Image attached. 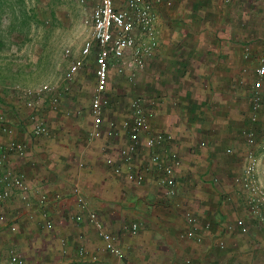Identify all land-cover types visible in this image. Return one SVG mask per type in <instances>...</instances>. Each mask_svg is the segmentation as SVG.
<instances>
[{"label":"crops","instance_id":"1","mask_svg":"<svg viewBox=\"0 0 264 264\" xmlns=\"http://www.w3.org/2000/svg\"><path fill=\"white\" fill-rule=\"evenodd\" d=\"M216 3L223 5V9L221 6L215 8ZM236 3V0H172L169 8L159 7L163 45L156 60L164 71L165 68L172 69L170 75L164 72L162 77L168 81L172 75L175 84L171 87H177V90L173 94L155 92V85L147 77L143 83L146 89L140 92L147 101L154 103L150 130L168 132L172 136L171 148L180 157V165L175 169L176 192L173 197L162 195V187L154 173H145L141 184L132 183L117 157L118 147L126 141L120 129L112 138H107L102 131L94 138L87 137L91 124L88 104L92 90L78 100L77 82L82 72L91 67L89 72L94 85L93 57L83 59L82 66L71 80L64 81L63 73L71 60L79 58L83 41L90 37L88 27L82 24L87 35L79 46L65 48L69 49V54L56 87L60 96L56 110H52L47 101L40 107L27 106L26 98L17 90L25 87L20 86L21 83L38 81L36 64L31 63L33 60L30 63L22 61L21 72L14 66L11 68L13 73L8 75L3 73L0 60V113L12 129L11 135L0 133V142L13 138L26 145L24 156L10 155L0 169L8 168L21 174L27 186L25 200L19 197L18 191H13L0 203V212L6 217L0 223V264H8V247L19 253L24 264H244L243 259L260 252L249 253L248 250L264 245V222L253 219L252 227H258V233L254 229L248 230L246 235L237 232L235 218H242L246 223L251 218L246 212L243 194L231 183V169L225 165L217 174L209 153H201L208 152L210 141L216 135L215 128L210 124L202 129L195 128L192 124L186 125L185 118H181L183 112L186 114L185 100L188 98L184 97L178 83L184 78L193 83H206L208 103L202 106L201 100L193 99L187 112L196 115L204 112L209 115V122L213 121L209 114L214 113L212 109H218L219 114L226 110L230 98L227 87L231 80L245 87L246 80L252 78L250 72L241 71L243 66L249 68L252 62L242 60L240 46L248 44L256 52L254 49L259 47L261 40L255 47L254 38H250L253 32H249L254 26L239 12L232 13L230 9ZM249 12L253 17L258 15L251 13L252 10ZM201 15L205 16L203 21ZM261 32L262 38L264 30ZM91 62L93 66H90ZM120 77L126 80L124 75L109 70V103L102 114L103 124L111 119L118 123L128 115L126 93L113 86L121 83L118 81ZM236 101L239 104V100ZM31 112L46 125V135L32 134L28 120ZM221 130L228 134L233 132L229 125ZM202 140L205 147L200 148L198 142ZM242 145L240 153H236L241 160ZM258 148L254 146L253 150L258 157L257 172L261 177L264 164ZM199 155V158L210 157L200 170L196 158ZM107 156L119 165V173H114L106 164ZM144 157L145 152L139 150L133 160V171L146 163ZM240 169L241 166L235 174ZM217 178L226 184L220 181L221 185H217ZM74 186L84 199L83 207L76 203ZM40 196H44L42 202H39ZM186 212L196 218L193 227L201 236L199 242L182 236L187 228ZM88 213H94L99 227L88 221ZM76 215L81 217L80 220L73 219ZM45 220L50 221V227L44 225ZM130 222L138 225L133 234L126 229ZM9 223H14V232H9ZM205 223H209L206 228ZM105 237H109L112 245L121 251L120 257L104 248ZM218 239L225 242L224 249L216 247Z\"/></svg>","mask_w":264,"mask_h":264},{"label":"built area","instance_id":"2","mask_svg":"<svg viewBox=\"0 0 264 264\" xmlns=\"http://www.w3.org/2000/svg\"><path fill=\"white\" fill-rule=\"evenodd\" d=\"M81 3L83 0H79ZM90 7L87 14L82 19V24L88 27L90 37L85 39L79 50V58L73 59L63 73V80L69 81L74 73L82 66V61L87 56L93 57L94 85L89 97L88 114L91 117L90 128L87 132L89 139L94 138L102 131L107 138H112L118 134L120 129L126 141L117 149V157L124 169L130 175L133 184H141L144 174L148 173L156 176L158 184L162 187L164 197H173L176 192L175 169L180 165L178 153L171 148L172 136L168 132L151 131L150 121L154 116L153 101L141 95H130L127 100L128 115L118 123L114 120L102 122V114L108 106L109 97L107 95L108 74L111 69L116 75H124L128 83H133V76L136 71L142 70L145 57L151 54L156 38V21L159 16V7L169 8L172 0H123L118 6L113 0H88ZM224 2L228 0H223ZM240 55L243 61L252 62L247 68L243 66V73L252 74L253 86L264 82V33L259 43L258 50L254 52L248 44L240 46ZM69 49L64 50L67 57ZM251 91L248 108V120L254 124L258 120V113L261 110V95L256 88ZM20 94L25 97V104L31 107H40L47 101L52 110H56L59 105V92L56 87L48 83H42L32 88H20ZM31 123L33 135H46L48 133L44 122L37 118L32 112L28 115ZM104 126V128H103ZM0 133L11 135L12 129L6 124L5 117L0 113ZM244 142V150L241 154L242 164L240 171L235 174L231 183L243 194V201L247 214L258 223L264 222V188L261 186L257 176V158L253 147L258 144L264 146V134L257 139L255 131L251 126L241 130ZM205 146L202 140L198 142V147ZM139 150L145 152V164H141L133 171V160L138 155ZM26 152V145L13 138H8L0 142V167L10 156L22 157ZM231 152L230 148L224 150ZM114 173H119L120 167L114 164L109 156L105 158ZM27 186L21 174L14 173L8 168L0 169V203L6 200L13 191L19 192V197L25 200ZM72 191L75 195L76 203L79 207L84 206V199L79 189L74 186ZM44 200V196L39 197V202ZM27 204V203H26ZM45 216L44 213L41 214ZM5 214L0 212V223L5 221ZM80 216L73 217L75 221L80 220ZM88 221L99 227L94 213H88ZM184 220L187 228L183 235L199 242L201 236L194 232L196 218L191 213H184ZM44 225L50 227V221L45 220ZM205 223L204 227H208ZM234 226L239 234H247L248 227L242 218H235ZM138 225L136 222L127 224L129 233L136 232ZM9 232L15 231L14 223L8 224ZM106 238V237H105ZM218 249L224 248V241L218 239L216 242ZM104 248L121 256V251L112 245L110 238H106ZM8 264H24L23 259L12 247L7 248Z\"/></svg>","mask_w":264,"mask_h":264},{"label":"rangeland","instance_id":"3","mask_svg":"<svg viewBox=\"0 0 264 264\" xmlns=\"http://www.w3.org/2000/svg\"><path fill=\"white\" fill-rule=\"evenodd\" d=\"M113 1L118 5L122 0ZM236 1H242L245 5L241 15L243 16L242 18L246 19L248 23L251 22L250 24L254 26H251L252 31L249 32L256 33L257 35L255 37L257 39L255 42L256 47L258 41L261 40V31L264 30V0ZM218 5L216 3L215 8H219L220 6L222 8L223 6ZM89 7L90 4L88 0H83L82 3L79 0H1L0 31L2 32L0 33V60H2L3 73H5V75L11 72L13 73L14 66L17 68L16 71H20L22 69L20 67L23 65L22 61L30 63V61L33 60L31 63L33 66L36 64V80L38 81L26 84L21 83L20 86L23 85L25 86L23 88H29L32 86L28 85L35 86L34 84L36 83L42 84L45 82H51V85L55 87L59 86L58 81L61 80V72L66 65L64 49L68 47L71 49L76 48L81 43L83 37L87 35V32L82 28V19L86 15ZM247 7L256 9V11H258L257 17L251 16L249 12L251 9L249 10ZM220 9L218 11H220ZM204 17V15L200 16L202 21ZM167 25L172 24L167 22ZM162 26V19L158 18L156 21L155 44L151 50V54L145 57L142 70L135 72L133 83L130 84L126 80L124 81L122 79L123 77H120L118 81L121 83L117 82L113 84L114 87L121 88L122 91L126 93L125 100L133 93H135V95L143 94V92L140 91L146 89L143 83L147 77L151 79V83L155 85V92L162 91L161 93H165L168 91V93L173 94L177 90V87H171V85L175 84L172 75L169 77L170 80L168 81L164 80L162 77L164 72L170 75L172 69L169 67L168 70L165 68L166 70L164 71L163 68L157 64L156 60L163 45L161 36L163 31ZM257 49L254 50L257 51ZM90 66H93L92 62ZM11 68H13L12 71ZM89 69H91V67L82 72L80 80L77 82L79 90V95H77L78 100H81L86 92L92 90L93 86ZM5 77L7 78L9 76ZM187 77L189 78V75ZM178 84L179 88L185 93L184 97L188 98L185 100L186 114L183 112V117H181L183 120L185 118L186 125L192 124L195 128L199 127L202 129L210 124L213 129L215 128L214 133H216V135L210 141L211 144L208 148V152L204 151L201 153H209V156L212 157L213 167L216 169L217 174H220V169H223L226 165L228 169L232 170L229 175L234 176L242 164L241 157L236 156V153H240V148L243 146L242 143L244 144L239 130L245 126H251L255 131L257 139L264 134V82L258 84L256 87H252L253 80L249 78L246 80L245 87H243L237 85L235 80H231L229 83L230 86L227 87L230 97L227 100L229 104L222 114H219L218 109H212L214 113L209 112L212 116V122H209V115L204 112L198 115L187 112L191 105V100L193 99L201 100L202 106L208 103L206 102V83H193L184 78L183 81ZM253 88H256L261 95V110L258 113L257 122L255 124H250L248 122V99L251 97V91L254 90ZM154 96H157L156 93ZM236 99L239 100V104L236 103ZM237 107L239 108L237 109ZM205 108L208 109L209 106ZM225 125H229V128H232L233 132L228 134V132L221 130V127ZM255 146H259L258 153L262 155L261 158L263 161L261 162L264 164V146L263 148L262 146L260 148L258 144ZM228 147L231 150L229 154L224 152ZM199 157L201 156H196L198 160V170L203 169L205 165L204 162L210 159L208 156L207 158ZM256 158L258 163V157ZM257 176L259 183L264 188V172H262L261 177H259L258 173ZM221 177H223L222 174ZM220 181L223 182L222 184H226V182L222 181L220 178H217L216 184L221 185ZM247 222L246 225L249 232L252 231V229H254L256 233L259 232V230H256L258 227H252L254 224L252 218L247 219ZM242 238L245 239L244 237ZM245 244L248 245L250 243L245 242ZM261 247L264 248V245L250 247L248 250V252L250 251L249 253L256 250H260V252L258 254L254 252L255 254H253V256H255L252 258L243 259L242 261H244V264H264V250Z\"/></svg>","mask_w":264,"mask_h":264},{"label":"trees","instance_id":"4","mask_svg":"<svg viewBox=\"0 0 264 264\" xmlns=\"http://www.w3.org/2000/svg\"><path fill=\"white\" fill-rule=\"evenodd\" d=\"M241 7H244V6L242 5V3L238 2V3H236L235 5H232V6L230 7V9L232 10V13L235 12V11H237V12H239V14H241V13L244 11V8H241ZM238 8H239V10H238ZM249 9L252 10L251 13L258 14V13L255 12L256 9H252V8H249ZM256 36H257L256 33H253L252 36H251L250 38H251V39L254 38V42H256V41H257V39L255 38ZM252 77H253V76H252ZM242 84L244 85V83H242ZM248 100H249V99H248ZM248 122H249V120H248ZM245 127H247V126H245ZM245 127H243V128H245ZM243 128H241V129L239 130V134H240V135H241V130H242ZM247 234H248V233H247ZM244 235H246V234H244Z\"/></svg>","mask_w":264,"mask_h":264}]
</instances>
